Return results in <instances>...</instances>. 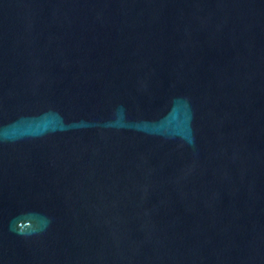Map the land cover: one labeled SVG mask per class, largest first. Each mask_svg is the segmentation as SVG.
Segmentation results:
<instances>
[{
    "label": "water",
    "instance_id": "1",
    "mask_svg": "<svg viewBox=\"0 0 264 264\" xmlns=\"http://www.w3.org/2000/svg\"><path fill=\"white\" fill-rule=\"evenodd\" d=\"M0 264H264V0H0Z\"/></svg>",
    "mask_w": 264,
    "mask_h": 264
}]
</instances>
